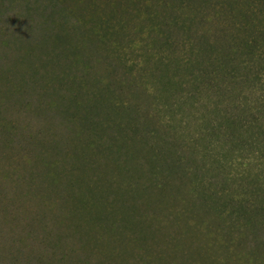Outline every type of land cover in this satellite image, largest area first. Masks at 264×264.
I'll use <instances>...</instances> for the list:
<instances>
[{
  "label": "rangeland",
  "instance_id": "374dc122",
  "mask_svg": "<svg viewBox=\"0 0 264 264\" xmlns=\"http://www.w3.org/2000/svg\"><path fill=\"white\" fill-rule=\"evenodd\" d=\"M0 264H264V0H0Z\"/></svg>",
  "mask_w": 264,
  "mask_h": 264
}]
</instances>
